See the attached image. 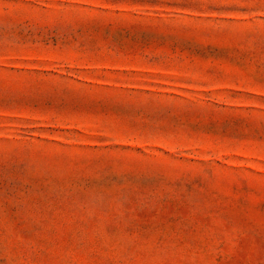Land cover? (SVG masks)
<instances>
[{"label": "rangeland", "instance_id": "1", "mask_svg": "<svg viewBox=\"0 0 264 264\" xmlns=\"http://www.w3.org/2000/svg\"><path fill=\"white\" fill-rule=\"evenodd\" d=\"M0 264H264V0H0Z\"/></svg>", "mask_w": 264, "mask_h": 264}]
</instances>
